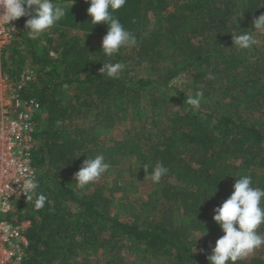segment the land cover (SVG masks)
<instances>
[{
    "label": "trees",
    "instance_id": "1",
    "mask_svg": "<svg viewBox=\"0 0 264 264\" xmlns=\"http://www.w3.org/2000/svg\"><path fill=\"white\" fill-rule=\"evenodd\" d=\"M61 6L66 15L53 28L57 44L47 30L36 40L27 34L44 73L31 86L39 83V91L29 92L40 104L33 153L39 186L7 216L28 242L22 264H132L129 254L138 264H208L211 252L194 246V234L223 235L213 209L242 175L264 189V48L250 52L233 41L253 34L264 0H127L113 15L137 45L113 57L90 44L107 27L91 24L85 0H61ZM69 29L80 33L68 35ZM109 61L125 65L118 79L99 73ZM2 65L9 79L25 69L23 62ZM142 67L145 77L135 73ZM182 73L193 96L203 91L199 107L169 85ZM128 117L121 139L105 138ZM99 154L112 180L101 181L102 175L76 194L65 180ZM123 160L131 168L121 167ZM157 162L169 171L135 209L139 204L125 194L153 184L143 165ZM118 193L125 204L115 203ZM39 194L47 199L37 209ZM258 229L264 235V223ZM236 264H264V245Z\"/></svg>",
    "mask_w": 264,
    "mask_h": 264
},
{
    "label": "clouds",
    "instance_id": "2",
    "mask_svg": "<svg viewBox=\"0 0 264 264\" xmlns=\"http://www.w3.org/2000/svg\"><path fill=\"white\" fill-rule=\"evenodd\" d=\"M85 2L89 4L87 14L91 18V24L103 23L107 27V32L102 37L100 45V51L106 57H113L122 47L137 45L136 37L125 29L119 19L113 15L126 4L127 0H85ZM65 15V8L56 4L54 0H0V21L9 25L12 21L27 17L25 28L32 40L38 39L42 33L61 21ZM253 25L256 28L264 27V14L256 18ZM233 41L241 49L250 48L256 43L251 33L238 35L233 38ZM124 67L125 65L119 62L109 61L102 64L99 73L112 79H118ZM202 98L203 91H197L195 96L187 99V103L193 107H199ZM109 167V163L105 161L102 154L94 158L87 157L75 173L77 186L84 188L89 183L98 180ZM143 167L145 176L153 184H159L162 177L169 171L160 162L154 165L144 163ZM38 186V181L34 178L25 179V192L30 194L28 198L36 195ZM232 189L228 198L213 209L212 220L218 225L223 235L215 241L211 254L207 256L208 264H236L238 260L264 245V235L257 231L264 223V189L253 187L252 179L247 175L236 179ZM215 192L216 189L212 195ZM46 199L45 195L39 194L35 202L36 208L44 207ZM205 234L206 230L203 235Z\"/></svg>",
    "mask_w": 264,
    "mask_h": 264
},
{
    "label": "built area",
    "instance_id": "3",
    "mask_svg": "<svg viewBox=\"0 0 264 264\" xmlns=\"http://www.w3.org/2000/svg\"><path fill=\"white\" fill-rule=\"evenodd\" d=\"M21 20L9 25L0 21V264H22L24 260L27 239L7 216L15 203L24 202L30 195L25 192V179H37L34 119L40 104L29 92L38 75L28 70L9 79L2 65L4 51L20 31Z\"/></svg>",
    "mask_w": 264,
    "mask_h": 264
},
{
    "label": "rangeland",
    "instance_id": "4",
    "mask_svg": "<svg viewBox=\"0 0 264 264\" xmlns=\"http://www.w3.org/2000/svg\"><path fill=\"white\" fill-rule=\"evenodd\" d=\"M57 4L61 5V0L57 1ZM69 4V3H68ZM58 27V26H56ZM53 28H55V26L51 27L50 29L47 30V34L48 37H52L53 39V45L57 44L58 40V33H56L55 31H53ZM60 28V27H58ZM63 30V29H62ZM26 28L24 26V28H22V30L19 32V34L14 38V40L12 42H10V45L8 47V50L6 51L3 61L4 64L7 65L8 68H13L18 66V62H23V66L25 69H23L24 71H28V70H33L36 72V74H38V71H40L41 74L44 73V71H41L40 67L38 66V64H36V62L34 61V56H32L30 54V50L28 48V42L29 39H27V32H26ZM80 32H77L75 29H69L68 30V35H79ZM255 37L256 43L254 45H252L250 48H247L250 52L253 51L252 48H258V49H262L264 48V27L261 28H256L252 34ZM90 44L92 46H100L101 45V41H102V37H90ZM45 41L43 40V43ZM14 45V46H13ZM13 46V47H12ZM16 52L19 53V56L16 54ZM125 53L129 52V47L125 48ZM51 56L53 58L56 57V54L51 53ZM146 68L142 67V68H136L135 73L136 75H138L139 77H145L146 76ZM170 86H174L176 88H178L180 91H182L188 98L190 96L194 95V92L192 90V86H191V79L190 77L186 74V73H182L179 74L177 77H175L170 83ZM39 87L40 84L39 83H35L34 88L32 89L33 92L34 91H39ZM67 88V87H66ZM65 88V89H66ZM31 90V91H32ZM33 94V93H32ZM34 98V97H33ZM144 103L146 104V101H144ZM90 115L94 114V111H90ZM130 118H126L125 120H123L121 123L117 124L113 129H111L109 131V133L105 136V138H113V139H121L125 133V130H127L129 128V122H130ZM37 145V141H35V146ZM131 162L128 160H123V162L120 164L122 165L121 167H126V168H131ZM118 168V167H117ZM117 168H115V170H117ZM102 180L104 182L109 183L112 180V173L111 172H105L104 174H102ZM74 177H67V179L65 180L66 183L76 192V194L81 193V188L77 186V183L74 180ZM138 183V182H137ZM158 186L155 184H151V185H144L142 186L141 184H137V189L135 191H128L126 192L125 196L126 198L133 202L134 204L138 205V206H134V208L136 209L137 207H139L142 202H147V198L148 195L151 194V192H153V190L157 189ZM124 197V194L118 193L115 196V203L119 204H125L124 202H122V199ZM154 198V197H153ZM154 200V199H153ZM137 202V203H136ZM132 206H128L126 209L119 207V212H121V214H125L127 209H132ZM117 208V207H116ZM214 215V214H213ZM212 215V216H213ZM258 233H259V229H257ZM201 234H194L192 241L194 246L202 251V252H211L212 247H214L215 241L217 239H211V238H206L205 236H201ZM134 253V252H133ZM125 256V255H124ZM127 259H129L132 264H138L139 262V258L133 257V254H129L125 256ZM93 258H100L99 256H93ZM101 264H104V262H101Z\"/></svg>",
    "mask_w": 264,
    "mask_h": 264
}]
</instances>
